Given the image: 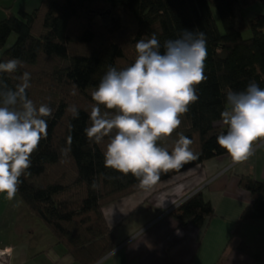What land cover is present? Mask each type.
Returning <instances> with one entry per match:
<instances>
[{
    "label": "trees",
    "instance_id": "1",
    "mask_svg": "<svg viewBox=\"0 0 264 264\" xmlns=\"http://www.w3.org/2000/svg\"><path fill=\"white\" fill-rule=\"evenodd\" d=\"M256 2L264 4V0H41L32 12L8 11L0 20V62L13 58L22 62L15 73H0V81L14 89L17 78L30 73L28 98L52 109L44 118L47 137L31 155L17 194L76 261L94 264L111 250L112 228L103 208L142 190L131 174L123 176L104 166L109 137L97 144L85 133L95 104L91 93L108 67L130 66L137 55L136 41L153 34L161 52L166 40L178 38L185 29L205 34L207 79L196 86L199 99L172 136L158 142L171 152L183 134L192 140L190 147L198 158L179 170L161 172L157 183L202 167L228 155L217 144V136L227 132L220 115L227 90L244 91L250 82L264 89V14L243 17L244 9ZM247 29L251 36L244 38ZM12 34L15 40L6 46ZM239 185L250 193L251 205L242 212L236 234L245 224L264 221V178L242 175ZM172 214L183 224L201 227L214 209L199 191ZM239 248L256 259L264 257V241L247 245L242 240Z\"/></svg>",
    "mask_w": 264,
    "mask_h": 264
},
{
    "label": "clouds",
    "instance_id": "2",
    "mask_svg": "<svg viewBox=\"0 0 264 264\" xmlns=\"http://www.w3.org/2000/svg\"><path fill=\"white\" fill-rule=\"evenodd\" d=\"M161 44L155 34L135 43L134 63L121 70L109 66L92 91L95 102L90 111L91 124L85 129L90 141H109L104 150V166L131 174L139 187L149 190L161 172L179 170L197 159L192 140L183 134L171 152L159 141L172 136L199 96L196 86L206 81V38L203 32L183 30L176 39ZM22 66L13 58L0 62V73L12 74ZM15 88L0 81V194L13 200L21 176L31 166V155L47 137L45 117L52 115L47 104L37 106L28 98L30 73L17 78ZM115 110L102 112L100 106ZM78 116L77 109H71ZM226 134L217 136L233 164L247 161L259 143L264 148V89L250 82L244 91L227 90L226 106L221 112ZM70 140V138H69ZM110 256H115L112 249ZM103 264V260L99 262Z\"/></svg>",
    "mask_w": 264,
    "mask_h": 264
},
{
    "label": "crops",
    "instance_id": "3",
    "mask_svg": "<svg viewBox=\"0 0 264 264\" xmlns=\"http://www.w3.org/2000/svg\"><path fill=\"white\" fill-rule=\"evenodd\" d=\"M41 0H0V20L8 11L32 12ZM0 49V54H1ZM264 178V148L255 146L247 161L233 164L228 155L207 161L161 181L149 190L132 193L103 208L112 228L111 250L103 264H264L240 250L264 237V221H238L251 205L250 193L239 177ZM203 192L214 214L199 227L183 224L172 211L197 192ZM262 241V240H261ZM4 264H81L68 254L42 219L32 213L18 194L13 200L0 194V262Z\"/></svg>",
    "mask_w": 264,
    "mask_h": 264
},
{
    "label": "rangeland",
    "instance_id": "4",
    "mask_svg": "<svg viewBox=\"0 0 264 264\" xmlns=\"http://www.w3.org/2000/svg\"><path fill=\"white\" fill-rule=\"evenodd\" d=\"M258 13L264 14V4H262L261 2H256L252 6H249L248 8H245L244 11H243V17L245 19H250V18L254 17L256 14H258ZM214 15H215V18H216V21H217V24H218L220 30L223 31V26H222V24L220 22L218 14H217V12L215 10H214ZM15 36H16L15 34H12L10 36L6 46H9V45H11L14 42ZM250 36H251V32H250L249 29H247V30H245L243 32V37L244 38H249ZM261 240L264 241V237L262 239H260V241Z\"/></svg>",
    "mask_w": 264,
    "mask_h": 264
},
{
    "label": "built area",
    "instance_id": "5",
    "mask_svg": "<svg viewBox=\"0 0 264 264\" xmlns=\"http://www.w3.org/2000/svg\"><path fill=\"white\" fill-rule=\"evenodd\" d=\"M0 264H4V261L0 262Z\"/></svg>",
    "mask_w": 264,
    "mask_h": 264
}]
</instances>
